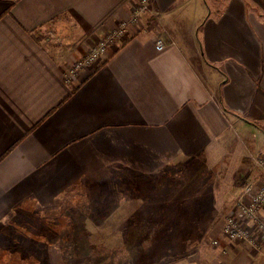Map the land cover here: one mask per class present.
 I'll list each match as a JSON object with an SVG mask.
<instances>
[{"label":"crops","instance_id":"obj_1","mask_svg":"<svg viewBox=\"0 0 264 264\" xmlns=\"http://www.w3.org/2000/svg\"><path fill=\"white\" fill-rule=\"evenodd\" d=\"M137 3L0 0L1 264L33 250L38 256L27 255V264H38L40 250L88 253L78 249L86 248L83 241L70 248L72 210L62 206L78 204L71 192L93 185L87 179L122 174L145 182L123 191L103 181L83 203L101 208L75 211L87 247L106 256L93 264H109L110 254L117 264L263 263L262 247L230 242L221 231L244 185L259 177L250 157L264 156V0H209L212 8L198 0H151L162 28L144 15L97 67L67 80L71 64ZM192 165L208 173L207 189L216 191L203 238L219 244L163 245L148 224L133 231L155 219L154 206L171 201L149 192L167 189L164 179ZM138 189L148 193L136 196ZM170 210L171 217H156L188 219L181 220V208L179 215Z\"/></svg>","mask_w":264,"mask_h":264},{"label":"rangeland","instance_id":"obj_2","mask_svg":"<svg viewBox=\"0 0 264 264\" xmlns=\"http://www.w3.org/2000/svg\"><path fill=\"white\" fill-rule=\"evenodd\" d=\"M199 1L203 4L207 2V4L209 5V8H212L209 3V0H198V2ZM219 1L221 2V0ZM201 170L203 171V173H201ZM121 180H124V181H121ZM159 180L163 181V179L161 180V178H159ZM86 181L93 183V185L90 186L87 184V185L82 186L81 188L74 189L71 192L72 193L71 196H76V199L78 198L77 199L78 202H76L78 204H76V206H73V207L64 205L62 206V208L69 210V212L72 210L70 212V215H68V218L71 219L70 221L71 223H69L70 239L68 241L70 242V248L72 247V244L76 245L78 240L83 241L86 245V248L85 249L78 248V249L82 251H87L88 253L77 252V248H73L74 250L70 249L69 250L70 254L69 252L68 253H61V252L56 253L55 251L54 253H50V249H48L46 253L41 252L40 250L39 258L41 259L38 260V264H85V263L93 264L94 257L95 258L99 257V259H102V260L106 258L105 255L102 256L101 258V255L93 254L92 247H87L89 244L87 243V237L86 238L83 237L85 236L82 230L83 223L79 219L80 215L77 216V213H75V211L81 212V210H84V209L101 208L97 206L94 207L90 205L89 203L88 205H84L83 203L85 200H87L86 198L87 196L91 197L94 194L93 192L97 191L96 189L99 185H103L102 184L103 181H106V182L115 181L117 183H120L121 185L120 187L123 188L122 189L123 191H126V188H129L132 185H134L135 187L137 184L145 182V180L138 179L137 177L133 175H129V174H122L119 177H115L114 175L113 177H109V178H105V176L101 178H97V179L90 178V179H87ZM152 182L158 183V177L154 178L152 181H149L148 184L152 185ZM164 182H169L167 189L161 188L159 190H152L149 192V196L158 197V198H170L171 201H168L167 203H164V204H160V206H154L153 208H155L156 210L154 215L157 216L159 215L158 213H167L168 216L171 217V214L169 213L170 207H171L170 211L172 213L179 215L178 209L181 208L182 210L181 215H180L181 220H182V216L188 219H186L185 221L167 223L166 221L163 220L164 219L163 217L157 218L156 216H153V212H151V210L149 209L150 210L149 213L151 214L149 218L151 219L153 217L155 219L147 223H139V224L137 223V225L133 226L134 228L133 231L139 232L142 229L145 231L146 224H148L149 225L148 229L152 232V235L155 232V235H157L156 237L158 238L160 237V240L163 242V245L181 244L180 238H179L180 232H182L181 233V238L183 239L182 243L184 241L186 242L189 241V237L191 236L192 244L194 243L203 244L202 239L204 236V231L208 230L210 220L215 216L214 213L212 212L210 202L214 200V194L216 193V191L207 189L210 183L208 173H206L203 168L197 169L195 165H192L191 167H189L188 170H185V173L182 174L181 177L179 175L174 176V177L171 176L170 178L164 179ZM113 185L114 183L111 186ZM87 191H89V193H87ZM108 191L109 190L107 191L103 189L101 190L102 193H105ZM118 192L119 191H117V193ZM133 192H135L136 196H139L141 194L143 196L145 193H148L145 190L143 192L142 189H138L137 191L133 190ZM114 193L115 191L113 192V194ZM179 199H191L192 201L194 199H199V200L198 202H196V205H193L194 202L191 203L192 206H181V207H179L178 205L171 206L172 203H175V204L179 203ZM157 207H161L160 211H157L158 209ZM188 220H191V221H188ZM95 222H98V221L96 220ZM63 223L64 221L61 220L60 224H63ZM38 227H39V230L44 229V225H42L40 222L38 223ZM71 228L73 229V231ZM88 234H89V231H88ZM78 235H80V239L76 238V236L78 237ZM205 237H207L206 240H208V246H213L211 242L212 240L208 236H205ZM55 245L57 244L55 243ZM262 250L264 252V245L262 246ZM36 252L37 250H33L32 252H28L24 255H14L13 264H27L28 259L26 258V256L27 255H31L33 257L38 256L37 254H35ZM107 257L109 258V261L107 263L117 264L116 256H113L110 254V255H107ZM123 258L124 256L122 257V259ZM34 260L35 259H33V261ZM2 261L4 264L5 263L9 264V262L7 263L8 258L6 259L3 258ZM0 264H1V251H0ZM262 264H264V261Z\"/></svg>","mask_w":264,"mask_h":264},{"label":"built area","instance_id":"obj_3","mask_svg":"<svg viewBox=\"0 0 264 264\" xmlns=\"http://www.w3.org/2000/svg\"><path fill=\"white\" fill-rule=\"evenodd\" d=\"M150 1L138 0L128 19L94 39L86 53L69 67L67 80H71L82 70H92L97 67L108 49H113L128 40L130 29L139 27L144 15L154 19L162 28L161 15L151 8ZM153 41L155 49L162 51L164 44L161 37L155 36ZM250 162L258 168L259 177L244 185L241 197L224 218L221 234L230 242H238L259 251L264 245V156L253 155L250 157ZM218 244V239L212 241L213 246Z\"/></svg>","mask_w":264,"mask_h":264},{"label":"trees","instance_id":"obj_4","mask_svg":"<svg viewBox=\"0 0 264 264\" xmlns=\"http://www.w3.org/2000/svg\"><path fill=\"white\" fill-rule=\"evenodd\" d=\"M167 223H173V222H167ZM179 238H180V242H181L182 245H184V244H188V245H189V244H190V245H194V244H196V243H194V244L191 243V240H192V237H191V236L189 237V241H187V242L184 241L183 243H182V240H183V239L181 238V236H179ZM193 238H194V237H193ZM206 238H207V237H204L202 240L205 241ZM186 240H187V238H186ZM202 242H203V241H202ZM197 244H198V243H197Z\"/></svg>","mask_w":264,"mask_h":264}]
</instances>
